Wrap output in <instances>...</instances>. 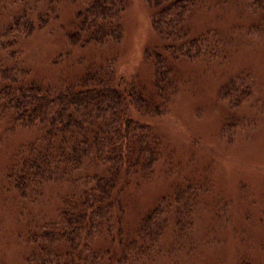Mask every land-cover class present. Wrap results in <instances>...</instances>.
Returning a JSON list of instances; mask_svg holds the SVG:
<instances>
[{
    "label": "trees",
    "instance_id": "obj_1",
    "mask_svg": "<svg viewBox=\"0 0 264 264\" xmlns=\"http://www.w3.org/2000/svg\"><path fill=\"white\" fill-rule=\"evenodd\" d=\"M206 1L147 0L150 26L160 41L156 50L146 52L152 59L149 81L122 85L113 70L91 62L72 82H63V89L42 87L25 83L13 55L7 54L10 66L0 69V123L34 132L32 141L7 157L0 180V210L13 207L19 219L25 218L19 220L24 233L18 236L29 247L24 264H144L156 258L165 236H171L173 246L188 236L195 201L189 186L160 197L138 215L133 229L125 227V220L136 188L164 155L163 141L148 121L161 115L177 90L171 62L193 61L205 49L216 51L214 42L205 46L204 34L189 37L187 28ZM237 1L260 20L248 31L264 36V0ZM85 4L74 15L69 44L119 45L122 6L115 0ZM45 23L39 18L37 26ZM35 27L25 15L0 27V53L29 37ZM248 80H227L220 99L232 108L242 104L251 95ZM54 185L67 192L54 205L53 218L26 208L37 205Z\"/></svg>",
    "mask_w": 264,
    "mask_h": 264
},
{
    "label": "rangeland",
    "instance_id": "obj_2",
    "mask_svg": "<svg viewBox=\"0 0 264 264\" xmlns=\"http://www.w3.org/2000/svg\"><path fill=\"white\" fill-rule=\"evenodd\" d=\"M115 2L123 9L120 44L80 48L71 46L68 36L85 0H0V27L22 15L36 25L29 37L0 53V69L10 66L8 54L25 83L42 87L63 89V82H72L91 62L113 70L122 85L149 81L152 59L146 52L160 41L150 26L147 0ZM239 5L207 0L191 16L189 37L204 34L205 46L214 42L216 51L171 62L177 90L161 115L148 121L163 141L164 155L136 188L125 227L133 229L140 213L178 189L191 187L195 201L188 236L176 246L165 236L156 258L146 264H264V36L248 31L260 20ZM39 18L46 22L41 27ZM238 76L249 78L251 95L232 108L219 89ZM7 126L0 123V180L10 153L34 139L30 129ZM66 192L64 186H50L37 205L26 208L53 218L54 205ZM9 209L0 210V264H24L29 247L18 236L25 218Z\"/></svg>",
    "mask_w": 264,
    "mask_h": 264
}]
</instances>
